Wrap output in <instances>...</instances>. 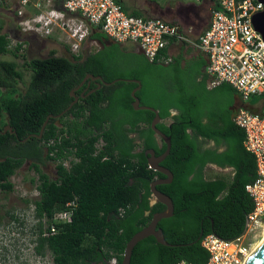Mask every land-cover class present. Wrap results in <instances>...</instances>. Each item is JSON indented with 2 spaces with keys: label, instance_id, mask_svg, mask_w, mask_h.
<instances>
[{
  "label": "trees",
  "instance_id": "16d2710c",
  "mask_svg": "<svg viewBox=\"0 0 264 264\" xmlns=\"http://www.w3.org/2000/svg\"><path fill=\"white\" fill-rule=\"evenodd\" d=\"M116 2L130 17L147 18L136 10L128 13L122 0ZM87 40L103 49L74 56L66 48L69 58L52 51L45 59L19 64L20 46L7 49V35L0 34V57H12L0 60V190H13L9 179L28 161L37 175L38 199L32 203L39 234L43 218L75 202L71 223L53 236H38L35 252L49 253L53 264H110L113 259L120 264L128 241L165 210L160 203L150 204V185L164 176L149 168L146 152L158 157L166 146L150 128L155 114L131 106L130 94L137 85L123 80H137L140 106L158 112L156 128L170 138L169 155L160 165L173 180L156 189L171 199L174 210L157 224L171 246L148 237L133 248L130 264H204L208 253L200 245L203 237L240 236L253 208L245 186L255 179V160L243 146L244 131L232 122L240 101L237 91L227 83L209 88L202 59L186 67L180 55L167 65L150 63L142 54L124 52L99 29H92ZM88 74L107 83L122 81L90 94L59 119H50L41 139L33 137L49 115L69 106L72 88ZM19 84L24 92H19ZM263 110L264 104L254 112ZM7 125L15 134L1 133ZM208 142L214 145L207 147ZM69 157L77 161L66 169L62 160ZM48 162L54 163L55 179L41 171ZM209 165L231 173L207 178Z\"/></svg>",
  "mask_w": 264,
  "mask_h": 264
},
{
  "label": "built area",
  "instance_id": "2783aa9c",
  "mask_svg": "<svg viewBox=\"0 0 264 264\" xmlns=\"http://www.w3.org/2000/svg\"><path fill=\"white\" fill-rule=\"evenodd\" d=\"M213 2L215 7L209 26L198 37H193L189 29L158 18L130 17L116 0H0V12L7 19H13V28L6 33L7 49L20 46L18 57L22 56L26 41L16 38L14 33L20 37L56 38L71 55L78 56L92 29H99L110 41L133 44L150 63L161 65L171 62L169 48L173 44L186 45L206 57L209 87L227 83L246 105L254 96L264 97V39L252 24L253 16L264 11V4L262 0ZM162 51H166L165 55ZM232 122L244 131L243 146L255 160V179L245 186L253 208L240 236L232 240L214 234L203 237L200 245L208 253L204 264H245L256 249L258 232L264 228V110L255 113L239 107ZM76 161L74 157L63 159L62 166L69 169ZM65 207L51 218L41 220L43 231L39 234L33 205L31 216L36 223L27 232L34 240V247L38 236H53L71 223L75 202ZM23 218L26 217L19 216L17 223L23 224ZM50 261L39 264H53L52 258ZM110 264L117 263L113 259ZM175 264L189 263L179 261Z\"/></svg>",
  "mask_w": 264,
  "mask_h": 264
},
{
  "label": "rangeland",
  "instance_id": "374dc122",
  "mask_svg": "<svg viewBox=\"0 0 264 264\" xmlns=\"http://www.w3.org/2000/svg\"><path fill=\"white\" fill-rule=\"evenodd\" d=\"M128 13L133 10L142 12L148 18H158L167 22H173L176 14H185L192 9L197 10L200 16L206 21L211 20L210 5L205 3L204 0H122ZM191 5V6H190ZM168 7V8H167ZM162 9V10H161ZM2 15V17H1ZM7 19V16L0 12V20ZM2 22L0 21V24ZM12 28V26H11ZM10 30V29H9ZM0 32H4L3 30ZM22 41L25 40V48L22 56L16 58L19 64L24 60L31 59H45L52 51L55 52L57 57H70L66 47L60 40L39 38L32 36H21ZM24 44V43H23ZM121 48L126 53H138L140 50L137 46L130 43L121 44ZM97 46L94 42L86 40L81 46L82 56L96 52ZM12 57H0V60H11ZM30 71H24L25 83L29 82ZM19 92L25 91V86L18 85ZM264 104V97L254 96L247 103L253 111L259 110ZM240 105L238 101L235 108ZM208 147L213 146V143H207ZM29 164H23L15 174L9 179L13 185V190L9 192L4 198L1 197L0 205H4V209L8 210L10 207L15 210L16 217L23 218V225L17 222L5 221L0 226V264H39L45 260H51L49 253H46L40 260L41 256L36 255L33 246L34 240L28 234V229L35 225L36 221L32 218L33 203L32 201L38 199V192L36 190L37 175L33 170H29ZM41 171L48 175L51 179L55 178L54 163L48 162L46 165L41 166ZM231 169H220L214 166H207L205 169V176L207 178H216L217 176H229ZM34 179V183L30 180ZM25 201H30L26 203ZM26 203V204H25ZM264 235V228L258 232L255 244L259 243ZM36 253V254H35ZM51 262V261H50Z\"/></svg>",
  "mask_w": 264,
  "mask_h": 264
},
{
  "label": "water",
  "instance_id": "95a60500",
  "mask_svg": "<svg viewBox=\"0 0 264 264\" xmlns=\"http://www.w3.org/2000/svg\"><path fill=\"white\" fill-rule=\"evenodd\" d=\"M262 2L264 4V0H262ZM252 24H253L254 28L256 29V31L259 32L264 39V11L253 16ZM87 80H92V81L97 82L96 90H100L102 86L108 87V86L115 84L117 81H122V80H115V81H112L110 83H107V82L103 81L100 76H93L91 74H88L84 77L82 83L80 84V87L83 86V84ZM123 81L128 82V83H134L137 85V87L134 88L130 94L131 98L133 99L131 106L136 111L148 110V111H151L155 114V117L150 124V128L153 131V133L155 134L156 138L161 139L166 146L165 152L158 157L155 156V154L152 150H149L146 152V155L148 156L147 163H148L149 168L164 176V179H156L155 181H153L151 183V185H150V192H151L150 204L154 205L155 203H160L165 207V210L161 213L154 214L152 216V219L149 222V224L146 227H144L141 231L136 233L126 244V247L124 249V253H123L122 260H121L120 264H130L131 254H132L133 248L137 245V243H139L140 241H142L148 237H153L155 239V241L160 245L171 246L165 241L161 230H157V224L161 220L168 219V218L173 216V210H174L173 203L168 196L159 192L156 189V187L159 185L170 184L173 180V175L169 170H167L166 168H164L160 165L166 159V157L169 155L171 144H170V138L165 136L163 133H161L156 128L157 124L160 122V117L158 115V112L151 107L140 106L139 99L135 95L136 92H138L141 89V83L139 81H137V80H123ZM88 85H89V83H88ZM77 90L78 89H74L70 92V97L73 100L69 104V106L64 111H62L60 114H58L56 116L49 115L46 118L45 122L43 123L39 134L38 135H32L33 137H35L37 139H41L42 134L45 130V127L47 126L50 119H59L66 112L70 111L74 105H76L78 103L79 98L75 95V92ZM91 92H94V90ZM80 99H84V96H81ZM6 132H9L11 134H15V131H13L12 128L8 125L5 126L1 131L2 134H5ZM24 141L25 140H23L21 142H24ZM148 214L149 213H147L146 215H148ZM245 264H264V240H263L262 244L259 247H257V249H255L254 253L249 257V259L247 260V262Z\"/></svg>",
  "mask_w": 264,
  "mask_h": 264
},
{
  "label": "crops",
  "instance_id": "0c3cea01",
  "mask_svg": "<svg viewBox=\"0 0 264 264\" xmlns=\"http://www.w3.org/2000/svg\"><path fill=\"white\" fill-rule=\"evenodd\" d=\"M204 1H205V3L210 5L209 10L211 12L212 9L215 7L213 0H204ZM186 11L187 12L185 14H183V13L182 14L181 13L180 14H176V16H174V19H173L172 23H175V24H177V25H179V26H181V27H183L185 29H189L191 31V34H192L193 37H198L199 35H201L208 28L210 20L209 21L204 20L202 18V16H200L198 11L196 9L193 10L192 7H191V9L186 10ZM0 21L2 22L0 24V31H2L3 21H2V19ZM0 34L2 35L3 33L0 32ZM169 52L171 53L172 57H176L178 55L183 56L184 59L182 61V67H186L187 65L194 64L196 61H199L200 59L205 61V66H206V63H207L206 57L203 54H201L199 51H197L196 49H194L192 47H189V46H186V45L173 44L169 48ZM202 72H205V67L202 69ZM209 82H210V78L208 76V87H209ZM237 102H236V104H237ZM239 102H240V105L235 108V112H236V110L239 107L249 108L250 111L254 112L253 109L249 105H247V104L243 105L241 103V101H239ZM175 114H176L175 111L171 112V115H175ZM208 143H213V142H208ZM209 166H213V165H209ZM214 167H216V166H214Z\"/></svg>",
  "mask_w": 264,
  "mask_h": 264
},
{
  "label": "flooded vegetation",
  "instance_id": "af4514ba",
  "mask_svg": "<svg viewBox=\"0 0 264 264\" xmlns=\"http://www.w3.org/2000/svg\"><path fill=\"white\" fill-rule=\"evenodd\" d=\"M2 17V16H1ZM2 19V21H3V27H2V30L4 31L3 32V34H5L6 35V33L8 32V31H11V30H9V29H12L11 28V26H13V19L12 18H10V19H6V20H4L3 18H1ZM14 32H16V31H14ZM14 35H15V37L16 38H19V39H21L22 40V38L18 35L17 36V34L16 33H14ZM96 46H97V49H96V52L97 51H99V50H101V49H103V47L100 45V44H98V43H94ZM107 45H109V44H107ZM135 53V52H134ZM137 53V52H136ZM137 54H142L141 52H138ZM143 55V54H142ZM101 77V76H100ZM101 79H102V77H101ZM103 80V79H102ZM83 81V80H82ZM82 81L78 84V85H76L74 88H72V90H74V89H78L76 92H75V95L79 98V100H78V102L79 101H81V100H83V99H80V97L81 96H84V99L87 97V96H89L90 94H92V93H94V92H96V91H99V90H96V85H97V82H95V81H92V80H87L84 84H83V86H81L80 87V84L82 83ZM88 83H89V85H88ZM102 87H104V86H102ZM101 87V88H102ZM71 90V91H72ZM94 90V92H91V91H93ZM101 90V89H100ZM140 91V90H139ZM137 93V92H136ZM136 95V94H135ZM131 96V95H130ZM139 99V98H138ZM132 102H133V99H132ZM139 102H140V100H139ZM25 142V141H24ZM138 151V150H137ZM24 164H30L28 161H25V163ZM55 179V178H54ZM8 193L7 192H4V191H1L0 190V199H1V197L2 198H4L6 195H7ZM26 204V203H25ZM15 210L16 209H13V208H9L8 210H6V209H4V205L3 204H1L0 205V226L5 222V221H7V222H9V221H13V222H18V221H15L14 219H13V217H16L15 216Z\"/></svg>",
  "mask_w": 264,
  "mask_h": 264
},
{
  "label": "bare ground",
  "instance_id": "6f19581e",
  "mask_svg": "<svg viewBox=\"0 0 264 264\" xmlns=\"http://www.w3.org/2000/svg\"><path fill=\"white\" fill-rule=\"evenodd\" d=\"M263 240H264V235H263L262 239L260 240V242L255 244L254 247L257 249V247H259L262 244Z\"/></svg>",
  "mask_w": 264,
  "mask_h": 264
},
{
  "label": "clouds",
  "instance_id": "9594fccd",
  "mask_svg": "<svg viewBox=\"0 0 264 264\" xmlns=\"http://www.w3.org/2000/svg\"><path fill=\"white\" fill-rule=\"evenodd\" d=\"M20 225H23L22 223H19Z\"/></svg>",
  "mask_w": 264,
  "mask_h": 264
}]
</instances>
